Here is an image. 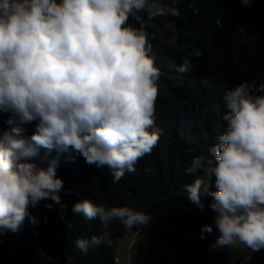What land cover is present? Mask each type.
Instances as JSON below:
<instances>
[{
    "label": "clouds",
    "instance_id": "9594fccd",
    "mask_svg": "<svg viewBox=\"0 0 264 264\" xmlns=\"http://www.w3.org/2000/svg\"><path fill=\"white\" fill-rule=\"evenodd\" d=\"M251 0H241L249 6ZM138 13L149 20L179 16L161 0H0V112L8 115L0 133V235L19 232L29 209L41 201L61 203L60 157L77 154L88 165L107 167L114 183L135 171L139 159L159 141L155 104L160 70L150 36L129 24ZM199 55V54H198ZM185 59L177 71L187 72ZM264 84L244 81L224 94L226 130L186 169L196 174L184 186L188 200L216 214L217 245L264 249ZM34 131L25 135V126ZM55 152L49 167L31 158ZM214 183V190L212 184ZM51 209V204H45ZM72 211L98 219L107 229L118 220L126 228L150 216L127 206L106 207L90 200ZM204 225L202 232L211 233ZM111 245L107 231L76 246Z\"/></svg>",
    "mask_w": 264,
    "mask_h": 264
},
{
    "label": "trees",
    "instance_id": "16d2710c",
    "mask_svg": "<svg viewBox=\"0 0 264 264\" xmlns=\"http://www.w3.org/2000/svg\"><path fill=\"white\" fill-rule=\"evenodd\" d=\"M161 2L177 7L181 14L149 20L146 13H138L129 19V24L149 33V54L160 70L155 104V127L160 130L157 145L118 183L107 167L90 166L77 154L62 155L56 170L63 180L58 193L61 203L41 201L29 209L38 223L26 218L19 232L0 235V264H38L40 248L61 264H118L120 241L142 225L126 228L114 220L105 229L98 219L87 220L72 211L75 203L84 200L106 207L127 206L150 216L146 223L148 257L143 264H243L248 255V264H264V249L253 252L245 246H218L216 214L209 207L213 198H204L201 211L184 190L196 175L186 172L192 160L211 158L209 148L226 130L224 94L244 81L264 84V49L256 62L240 72L229 46L223 47L225 42L240 46L244 39L264 40V0H251L247 7L241 0ZM247 49L240 53L246 54ZM185 59L191 66L187 72H178ZM213 60L216 65L211 68ZM7 118L0 112V133L9 128ZM25 129L27 136L35 130L33 124ZM55 155L41 149L31 162L46 170ZM45 204H51V209ZM204 225L212 226L211 233L202 232ZM104 231L110 246H91L87 253L76 246L77 239ZM17 240L20 243L14 249L11 244Z\"/></svg>",
    "mask_w": 264,
    "mask_h": 264
},
{
    "label": "rangeland",
    "instance_id": "374dc122",
    "mask_svg": "<svg viewBox=\"0 0 264 264\" xmlns=\"http://www.w3.org/2000/svg\"><path fill=\"white\" fill-rule=\"evenodd\" d=\"M227 46H229L234 57V62L237 64L240 72H243L250 63L256 62L257 54L264 49V40L258 42L251 39H244L242 40L240 46L228 45V43L225 42L223 47L227 48ZM245 47L248 48L246 54L240 53V51H242V49ZM225 48L222 50L225 51ZM209 64L211 68H214L216 61L213 60L209 62ZM148 229L149 226L147 224L139 226L136 231L131 230L129 234L120 241L118 249V264H143L146 261L148 257ZM19 243L20 242L17 240L11 244V247L16 249L19 246ZM237 245L243 246L240 244ZM55 264L61 263L56 261Z\"/></svg>",
    "mask_w": 264,
    "mask_h": 264
},
{
    "label": "built area",
    "instance_id": "2783aa9c",
    "mask_svg": "<svg viewBox=\"0 0 264 264\" xmlns=\"http://www.w3.org/2000/svg\"><path fill=\"white\" fill-rule=\"evenodd\" d=\"M39 262L38 264H55L56 260L49 254H47L42 248L39 249ZM251 259V255H248L247 262L243 264H248V261Z\"/></svg>",
    "mask_w": 264,
    "mask_h": 264
},
{
    "label": "crops",
    "instance_id": "0c3cea01",
    "mask_svg": "<svg viewBox=\"0 0 264 264\" xmlns=\"http://www.w3.org/2000/svg\"><path fill=\"white\" fill-rule=\"evenodd\" d=\"M119 259V258H118Z\"/></svg>",
    "mask_w": 264,
    "mask_h": 264
}]
</instances>
